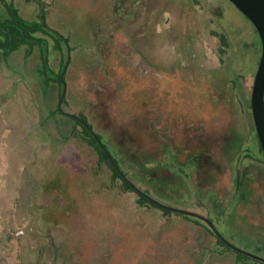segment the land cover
Segmentation results:
<instances>
[{"label": "rangeland", "instance_id": "rangeland-1", "mask_svg": "<svg viewBox=\"0 0 264 264\" xmlns=\"http://www.w3.org/2000/svg\"><path fill=\"white\" fill-rule=\"evenodd\" d=\"M3 1L29 21L45 13L71 50L39 33L31 52L0 58V264H262L197 218L139 205L67 115L102 136L137 188L264 258L253 24L228 0Z\"/></svg>", "mask_w": 264, "mask_h": 264}, {"label": "trees", "instance_id": "trees-1", "mask_svg": "<svg viewBox=\"0 0 264 264\" xmlns=\"http://www.w3.org/2000/svg\"><path fill=\"white\" fill-rule=\"evenodd\" d=\"M0 1L4 3V5L6 6V9L8 11V17L7 18L2 19L0 17V58L1 57L6 58L11 53L18 51L19 49H21L23 47L27 48L29 50V52H31V50L34 46L43 42V39L37 37V34H39V33L52 36L53 39L57 42V44L60 45L63 42L68 46L69 50H71V47L69 46L70 39L68 37H65L63 34L58 32L57 30L50 27V25L46 21L45 13L42 12L39 15V21H29V20H26L23 17H21L19 15L18 11L15 9V7L12 4L7 5V4H5V2L3 0H0ZM57 49L61 50L60 47H58ZM46 51H47V48H46ZM68 62H69V59H68ZM68 62H67V64H68ZM137 80L138 79H134V82L136 84L138 83ZM172 85H174V84H172ZM172 97H175V96H172ZM176 100L178 101V98H176ZM200 105H202L201 102H200ZM194 112H196V113H193L194 115L200 114V109L198 111H194ZM83 121H84V123H86L85 120H83ZM82 127L84 130L85 136L88 137V138L87 137H83V138L86 139L89 142V144L92 145L98 151L100 161L105 162L110 167V169L113 171V180H114L113 183H115L117 179L121 180L123 192L136 193L139 196L138 203L141 206H149L151 208L159 209L162 212H164L166 215H176V216L181 215V214H177V213H174V212L160 208L159 206H157L156 204L151 202L148 198L144 197L143 195H141L137 191H135L131 187V185L121 176L119 171L114 167V165L111 163V161L109 160L107 155L101 149L100 145L98 144V142L96 141V139L94 138L92 133L89 131V128H90L94 132V130L92 129V126L88 125V129L86 126L82 125ZM75 134H76V132L74 133V135ZM96 136L98 137V139L102 142L103 146L108 151L107 145L103 143L102 136H100L98 134H96ZM108 153L110 154V156L112 157V159L114 160L116 165L120 168L118 160L115 159L109 151H108ZM121 171H122V169H121ZM245 174H246L245 178H246V176L247 177L249 176V174H247V173H245ZM124 175H125V173H124ZM244 185H245V182H243L241 186H244ZM144 193L149 195L148 192L147 193L144 192ZM185 218L189 219L190 217L185 216ZM190 220H192V219H190ZM192 222H195L197 225L202 226V228L207 233H209L210 235L215 237L217 239V243L220 246H222V247H224V248H226L232 252H235V251L231 250L229 247H227L220 239H218L206 223H204L203 221H202L203 222L202 223L199 220H195V221L192 220ZM123 224H125V221H123ZM167 233H170V232H167ZM173 237L178 238V234L175 233V235H173L172 238ZM154 239H152L151 242L148 243L149 244L148 247L150 248L151 253H153V256L155 258V256L157 254H159L161 250L155 249L156 241ZM183 246H184L183 243L179 242V245H178V247H176V249H182L183 250L184 249ZM237 255L242 256V257H246L247 259H251V258H249L245 255L239 254V253H237ZM254 261H256V260H254ZM257 263H258V261H257Z\"/></svg>", "mask_w": 264, "mask_h": 264}, {"label": "water", "instance_id": "water-1", "mask_svg": "<svg viewBox=\"0 0 264 264\" xmlns=\"http://www.w3.org/2000/svg\"><path fill=\"white\" fill-rule=\"evenodd\" d=\"M228 1L232 3L234 7L238 9L253 24L261 40V46H262L261 58L253 82L252 92L250 96V104H251L252 119H253L255 131L258 137L260 147L264 154V0H228ZM65 94H66V85L64 84V90L61 96V104L64 101ZM89 131L92 133V135L100 145L101 149L107 155V157L114 165V167L119 171L121 176L131 185V187L135 191H137L139 194L143 195L144 197L148 198L151 202H153L162 209L202 220L204 223L208 225V227L212 230V232L216 235V237L220 239L231 250L264 264V258L256 254L247 252L243 249H240L236 247L234 244H232L230 241H228L220 233V231L216 228V226L213 224V222L210 219L187 210L178 209L161 204L152 197H150L149 195L145 194L142 190L137 188L132 182H130L127 179V177L124 175L121 169L116 165V163L108 153L107 149L103 146L102 142L98 139L96 134L90 128Z\"/></svg>", "mask_w": 264, "mask_h": 264}, {"label": "flooded vegetation", "instance_id": "flooded-vegetation-1", "mask_svg": "<svg viewBox=\"0 0 264 264\" xmlns=\"http://www.w3.org/2000/svg\"><path fill=\"white\" fill-rule=\"evenodd\" d=\"M174 8H172L171 9V11H168V17H167V19H166V21H165V23H167V24H171V23H173V20L174 19H172L174 16H172V10H173ZM69 64V63H68ZM154 77H155V75H152V79H154ZM163 78V80L167 83L168 81H170V80H168L169 79V76L168 75H166V74H164V76L162 77ZM167 79V80H166ZM61 82H63V85L65 84L64 83V81H63V79H61ZM20 91L22 92V89H20ZM22 96V95H21ZM62 104H63V102H62ZM62 104H61V100H60V106H59V110H60V113H64L63 111H62ZM25 109H26V111L28 112L29 111V109H28V107H25ZM67 115H69V116H71V117H73L75 120H77V122L79 123V124H81V125H83V126H86L87 127V129H88V125L86 124V123H84V121L82 120V119H80V118H78V117H76V116H74V115H70V114H67ZM196 214V213H195ZM200 220V219H199ZM202 221V220H201ZM17 234H19V233H17ZM254 260V259H253ZM259 262V261H258Z\"/></svg>", "mask_w": 264, "mask_h": 264}]
</instances>
